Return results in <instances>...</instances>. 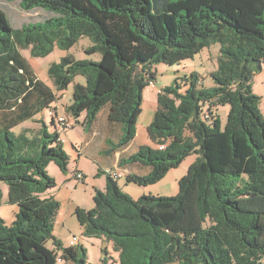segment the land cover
<instances>
[{"label": "trees", "instance_id": "trees-1", "mask_svg": "<svg viewBox=\"0 0 264 264\" xmlns=\"http://www.w3.org/2000/svg\"><path fill=\"white\" fill-rule=\"evenodd\" d=\"M4 1L43 18L15 28L0 6V202L6 185L8 204L17 207L12 223L0 216V264H88L84 246H64L54 235L60 202L49 194L57 182L48 168L55 163L67 173L70 164L58 114L50 125L42 117L37 130L14 129L37 121L83 76L65 112L77 120L85 114L90 130L108 107L109 121L123 130L119 141L111 140V155L135 140L155 67L193 59L217 43L214 86L194 73L161 88L148 127L152 145L120 159L121 166L148 167L147 174L126 175L128 183L148 186L197 155L178 195L135 199L103 172L106 189L95 188L94 207L75 213L84 236L107 242L120 264H264V115L254 92L264 65V0ZM83 37L92 41L86 53L101 59L53 63L54 88L22 54L45 58ZM220 106L230 107L225 128ZM101 264H109L107 257Z\"/></svg>", "mask_w": 264, "mask_h": 264}, {"label": "rangeland", "instance_id": "rangeland-1", "mask_svg": "<svg viewBox=\"0 0 264 264\" xmlns=\"http://www.w3.org/2000/svg\"><path fill=\"white\" fill-rule=\"evenodd\" d=\"M0 6L5 9L7 8L10 13L9 17L11 19V24L15 28H19L24 22L35 23L43 18L41 12L23 11L17 2L6 3L0 0ZM91 45V39L89 37H83L70 50H62L56 46L54 51L45 58L32 57L30 50H23L22 54L33 67L36 76L54 88L48 76V69L50 66L55 62H60L62 58L68 56L74 57L77 60L99 61L101 59L100 54L89 55L86 53L87 48ZM220 49L221 44H213L210 48L204 49V51L196 55L193 59H187L177 65L161 63L155 67L157 77L155 80L156 89L149 86V88L144 91L143 112L138 121L136 140L132 145L126 148L125 152L127 155L137 152L142 145H152L148 127L152 123L157 110L158 89L170 86L178 80L180 84H183L181 79L190 77L194 73L200 75L204 86H214L211 74L218 67ZM77 83L84 85L86 80L83 76H78L67 90L59 93L60 99L57 105L59 106L60 114L54 110V108L57 109L56 105L46 110L41 116H38L36 118L37 121H28L16 127L14 131L20 133L25 128L39 129L41 126L39 122L41 117H44L50 125L51 117H53L54 114H58V116H63L73 121V128L61 133L62 139H64L65 149L69 152L68 155L70 157L71 167L68 168L67 173H63L55 163H52L49 167L50 175L54 177L57 182V187L53 191H57V199L60 202V210L55 219L54 235L64 246H70L71 241H73L75 237L78 238L79 242L77 244L84 246L88 250V264H101L105 257H107L109 264H120L118 255L113 252L112 247L107 242H103L101 239L84 236L82 227L75 213L77 208L89 210L94 207L95 188L99 189L106 177L102 174L99 176L102 180L95 181L99 164L92 157L95 155L100 162V158L107 155V150H109V146L112 144L110 138H106L101 142H97V139V143H94L89 148L82 142L84 135L89 133V130H87L84 125L85 114H82L77 120L65 112V107L73 103V91ZM254 92L262 98L261 110L264 115V65L262 66V70L259 71L254 78ZM229 111V106H220L217 108L216 112L220 117L222 128H225L227 124ZM56 122L55 119V124ZM82 145H84L83 148ZM106 145L108 148L104 149ZM85 147L88 148V152ZM78 155L82 157L80 170L82 171L83 178L81 179L75 177V174L78 173L77 171L75 172L79 160ZM197 157V155L187 157L183 163L173 168L166 177L157 184L140 186L134 183H128L126 176H123L118 180L119 185L122 187L123 191L135 199L143 195L175 197L179 193L180 180L188 175L189 169ZM107 160L109 162L112 161L110 157H108ZM131 166L135 168L134 171L140 175L147 174L149 170L148 167L140 164H131ZM3 193V199L0 202V216H3L7 223L10 224L15 219L17 207L6 204L8 201V187L6 185H3ZM47 245L51 249L54 248L52 241L48 242ZM103 247L109 251V256L104 254L102 251ZM111 256H114L115 260H113Z\"/></svg>", "mask_w": 264, "mask_h": 264}, {"label": "crops", "instance_id": "crops-1", "mask_svg": "<svg viewBox=\"0 0 264 264\" xmlns=\"http://www.w3.org/2000/svg\"><path fill=\"white\" fill-rule=\"evenodd\" d=\"M2 1L3 2H6V3H9V2L4 1V0H2ZM17 3L19 4V2H17ZM154 89H156V88H154ZM56 105H57V103H55L52 107H55ZM54 110H55V112H57L58 114H60V112H59V106L58 105H57V109L54 108ZM108 116H109V108L108 107H105L100 112V114L98 115L97 120L95 121V123L93 124V126L91 127V129L88 131L89 133H86L85 134L86 136L84 135V139L82 140V142H84V144L87 145L88 148L91 147L94 143L101 142L102 140H104L106 138H110L111 140H113L115 142L116 141H119L121 139V137L123 135V130H122L121 126L119 124L110 122L109 119H108ZM137 131H138V129H137ZM60 136H61L60 139L63 142V146H64V139H62V134H60ZM97 139H98V141L96 142ZM135 140H136V138H135ZM135 140L132 143H134ZM132 143L130 145H132ZM83 147H84V145H82V148ZM87 147H85V149L88 152V148ZM106 148H108L107 145H106V147L104 149H106ZM64 149H65V146H64ZM125 151H126V148L125 149H121V150H119V151H117V152H115V153H113L111 155H105V157L100 158V162L98 161L97 157L94 155L92 158L99 164L98 173L96 171V174L97 175H96V180L95 181L102 180V178H99V176H100V173H103V172H108V173L111 172L112 174L113 173H118V174H121L122 177L123 176H126L129 173H136L134 171L135 168H133L131 166V164H128L127 166L126 165H124V166H121L120 165V159L123 158V156H125V153H126ZM67 153H69V152L67 151ZM108 157H110L112 159L111 162H109L107 160ZM81 159H82V157L79 156V160L77 162V166H76L75 172L77 171L78 173L79 172L82 173V171L80 170L81 169V167H80V165H81ZM70 167H71V163L69 164V168ZM104 175H105L106 179L103 180V182L101 183L102 186L99 187V189L100 190H103V191L106 189V185H107V175L106 174H104ZM49 194L50 195H54L55 198L57 199V196H58L57 191H53V192L52 191H49ZM6 204H8V201H7ZM10 206H14V205H10Z\"/></svg>", "mask_w": 264, "mask_h": 264}, {"label": "built area", "instance_id": "built-area-1", "mask_svg": "<svg viewBox=\"0 0 264 264\" xmlns=\"http://www.w3.org/2000/svg\"><path fill=\"white\" fill-rule=\"evenodd\" d=\"M156 82H151L150 83V86L152 88H156V85H155ZM161 93V89H158V94ZM56 129L57 131L61 134L62 132H66L70 129L73 128L74 124H73V121H70L68 120V118L66 117H63V116H58L57 115V118H56ZM111 173V172H110ZM111 176L115 179V180H118L119 178L122 177L121 174H118V173H111ZM75 177L81 179L83 178V174L82 173H77L75 175ZM79 242V239L78 238H74L73 241H71V246H75L77 243Z\"/></svg>", "mask_w": 264, "mask_h": 264}]
</instances>
